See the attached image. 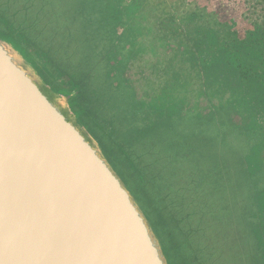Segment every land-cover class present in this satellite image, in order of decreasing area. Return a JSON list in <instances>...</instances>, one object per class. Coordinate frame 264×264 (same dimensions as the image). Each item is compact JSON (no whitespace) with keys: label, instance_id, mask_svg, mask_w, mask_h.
Here are the masks:
<instances>
[{"label":"rangeland","instance_id":"rangeland-1","mask_svg":"<svg viewBox=\"0 0 264 264\" xmlns=\"http://www.w3.org/2000/svg\"><path fill=\"white\" fill-rule=\"evenodd\" d=\"M62 1L74 53L35 57L48 86L124 181L149 191L144 158L173 156L158 189L195 206L202 178L264 264V34L249 35L243 0Z\"/></svg>","mask_w":264,"mask_h":264},{"label":"water","instance_id":"water-1","mask_svg":"<svg viewBox=\"0 0 264 264\" xmlns=\"http://www.w3.org/2000/svg\"><path fill=\"white\" fill-rule=\"evenodd\" d=\"M68 100L0 38V264H167Z\"/></svg>","mask_w":264,"mask_h":264},{"label":"trees","instance_id":"trees-1","mask_svg":"<svg viewBox=\"0 0 264 264\" xmlns=\"http://www.w3.org/2000/svg\"><path fill=\"white\" fill-rule=\"evenodd\" d=\"M243 3L245 19L253 29L249 35H263L264 0H243ZM64 4L67 3L62 0H0V38L28 61L47 85L52 74L42 70L35 57L44 51L62 57L69 53L67 61L74 53L72 42L66 38L69 34H65L72 23L64 16ZM250 41L255 40L250 38ZM56 93L68 94L67 91ZM71 109L76 112L75 106ZM81 116L78 122L82 125ZM144 161L153 183L149 191L141 180L133 178L130 184L122 179V173L115 172L147 219L167 264H254L256 253H253L251 239L238 233L240 226L233 220L234 207L218 204L200 177L198 191L187 194L195 206H189L187 199L181 204L177 198L159 190L170 185L166 182L165 172L174 165L175 158L162 161L156 157L152 160L144 158ZM126 170V174H130Z\"/></svg>","mask_w":264,"mask_h":264},{"label":"flooded vegetation","instance_id":"flooded-vegetation-1","mask_svg":"<svg viewBox=\"0 0 264 264\" xmlns=\"http://www.w3.org/2000/svg\"><path fill=\"white\" fill-rule=\"evenodd\" d=\"M51 89H52V88H51ZM69 105H70V107H72V106H71V103H70V100H69ZM76 118H77V116H76ZM77 121H79L78 118H77ZM96 141L98 142V144H99V146H100V148H101V151H102V153L104 154L105 158L108 160V162H109L110 165L112 166L111 162L109 161V159L107 158V156H106V154H105V152H104V150H103V147H102L101 143L99 142V140H96ZM112 168L114 169L113 166H112ZM114 171H115V169H114Z\"/></svg>","mask_w":264,"mask_h":264}]
</instances>
